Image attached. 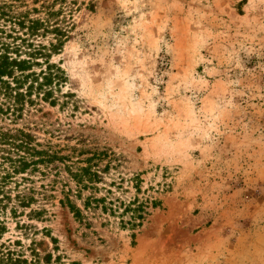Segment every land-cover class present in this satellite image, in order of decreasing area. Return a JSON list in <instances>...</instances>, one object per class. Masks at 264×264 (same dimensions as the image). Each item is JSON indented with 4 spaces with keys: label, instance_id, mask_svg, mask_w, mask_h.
Listing matches in <instances>:
<instances>
[{
    "label": "rangeland",
    "instance_id": "1",
    "mask_svg": "<svg viewBox=\"0 0 264 264\" xmlns=\"http://www.w3.org/2000/svg\"><path fill=\"white\" fill-rule=\"evenodd\" d=\"M1 53L58 78L20 111L0 95V135L27 142L0 144L1 170L46 153L1 188L0 258L264 264V0H0ZM95 197L148 214L123 228Z\"/></svg>",
    "mask_w": 264,
    "mask_h": 264
},
{
    "label": "trees",
    "instance_id": "2",
    "mask_svg": "<svg viewBox=\"0 0 264 264\" xmlns=\"http://www.w3.org/2000/svg\"><path fill=\"white\" fill-rule=\"evenodd\" d=\"M37 24L35 27L39 29L40 23L35 22ZM59 32V29L56 30ZM63 43L62 40L59 41L57 39V43H51V48L46 53H40L42 57H50L52 53L57 52L60 49ZM32 58V57H31ZM47 71H41V74H37L32 70L33 63L30 59H17L10 57L7 54H0V95H4L8 99H13V103L10 106H7V110L13 108L15 110H22V107L27 100V97L31 98L34 90L38 94L43 93V97H47L49 95V90H45V87L51 85L54 79L58 78V73L54 70L53 64L49 61H46ZM43 74V76H42ZM42 76V81H39V77ZM31 83H30V82ZM35 83L36 86H35ZM26 89L24 90V87ZM28 102H33V100ZM1 108V106H0ZM17 108V109H16ZM6 135H0V144H8L12 147L17 148L16 150H21V146L24 140L15 141L14 137H10L11 139L5 138ZM21 141V142H20ZM18 142V143H17ZM27 144V142H25ZM29 143V142H28ZM29 148V146H28ZM30 149V148H29ZM33 150V149H32ZM27 155H22L18 153V157L14 160L11 159L13 166H11L12 171H2L0 168V192L3 185L6 184L8 178L12 177L14 173H25L31 166L37 163L36 160L42 161L41 159L45 157V151L34 150V153L30 151H26ZM36 157L32 158V157ZM96 157L93 155L87 159H85L86 165L81 166L77 169V171H71L73 177L78 182V186L81 188H92L95 183L100 182L99 170L93 169V161ZM18 162V163H17ZM4 172V173H3ZM137 190L139 188L136 186ZM96 200V203H102V209L106 211H110L112 214H118L120 218V222L123 228H129L131 230H135L136 227L141 226L145 216L148 214L147 208L148 206L145 202L140 201L137 197L133 200H130L128 203H122L119 205H114L113 203H105V199L103 198H93ZM152 204L154 207L160 204V200L153 199ZM23 207H29L30 202L21 201ZM71 204V203H70ZM71 210L74 212L77 218L82 217V209L75 204L69 205ZM92 207V199L90 197L86 198L84 203V208L88 209ZM18 260H13L9 258L8 260H4L2 257L0 258V264H18Z\"/></svg>",
    "mask_w": 264,
    "mask_h": 264
}]
</instances>
